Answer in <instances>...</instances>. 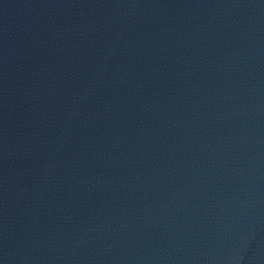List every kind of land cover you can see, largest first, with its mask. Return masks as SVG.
<instances>
[{
	"label": "water",
	"instance_id": "obj_1",
	"mask_svg": "<svg viewBox=\"0 0 264 264\" xmlns=\"http://www.w3.org/2000/svg\"><path fill=\"white\" fill-rule=\"evenodd\" d=\"M0 264H264V0H0Z\"/></svg>",
	"mask_w": 264,
	"mask_h": 264
}]
</instances>
